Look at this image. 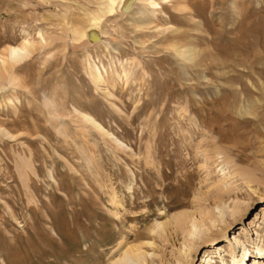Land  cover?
I'll use <instances>...</instances> for the list:
<instances>
[{"label":"rangeland","instance_id":"374dc122","mask_svg":"<svg viewBox=\"0 0 264 264\" xmlns=\"http://www.w3.org/2000/svg\"><path fill=\"white\" fill-rule=\"evenodd\" d=\"M151 1L0 0V264H264V0Z\"/></svg>","mask_w":264,"mask_h":264},{"label":"bare ground","instance_id":"6f19581e","mask_svg":"<svg viewBox=\"0 0 264 264\" xmlns=\"http://www.w3.org/2000/svg\"><path fill=\"white\" fill-rule=\"evenodd\" d=\"M151 2L154 3L153 0ZM27 44L30 45V42H28ZM8 54H9L11 64H15V63L19 62L21 59L26 58L30 54V51L26 48L25 45H23L22 47L10 46ZM0 61H1V64L4 65L5 69H7L9 63L8 62L6 63V61L3 59H0ZM2 73H4V72L2 71V68L0 67V76L2 75ZM215 169H216L215 174L221 178V182H220V186L217 187L212 192L211 198H212L213 202H216L218 204L216 206L218 209L217 210L218 217L220 216L222 218L225 214L226 215H228V214H231V215L232 214H239L240 216H242V214H243L242 211H243L244 207L240 206V201L237 199V197L232 198V200H231V202L233 203L232 206H230V205L226 206L228 200L230 199V197H228L229 194L237 193L238 191H241L243 189V187H242L243 185L241 182H238V184H236L234 187L229 186L230 188L228 187V185H226V183L228 181L231 182V180L233 181L234 179L238 180L239 174L236 173V171L234 169L232 170V169L225 167V166L216 165ZM180 215H182V214H180ZM214 215H216V214H214ZM159 226H160V224L157 225V227H159ZM191 235H192V233H190V238H191ZM183 252H184V254H186V250H184ZM180 258H182V257H180ZM133 259L144 261L145 260V254L140 252L138 248H134V249L129 248L128 250H126L124 252V255L115 262V264H131ZM176 264H182V260L181 259L178 260Z\"/></svg>","mask_w":264,"mask_h":264}]
</instances>
